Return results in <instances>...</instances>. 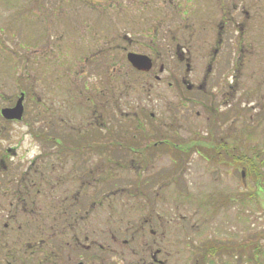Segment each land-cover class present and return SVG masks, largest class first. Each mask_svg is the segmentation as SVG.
Listing matches in <instances>:
<instances>
[{
  "label": "flooded vegetation",
  "instance_id": "af4514ba",
  "mask_svg": "<svg viewBox=\"0 0 264 264\" xmlns=\"http://www.w3.org/2000/svg\"><path fill=\"white\" fill-rule=\"evenodd\" d=\"M163 3L161 0H114L111 5L106 0L102 5L123 8L126 12L120 13L122 18L130 12H152L156 17L153 12H158ZM201 3L197 7V0H186L191 8L182 13L186 22L196 20L202 26L185 36L190 39L193 34L198 35L195 40L201 46L195 56L200 58L197 69L178 44L172 53L171 46L161 44L164 38L156 44V32L166 26L155 22L147 28V44L118 34L111 46L90 54L87 46H78L77 55L84 59L77 61L83 59V66L91 76L102 75L109 61L111 69L100 78V86L82 83L88 94L63 106L68 116L63 129L55 103L49 108L45 101L35 98L31 91L28 93L27 76L19 77L20 83H14L17 90L13 92L12 75L6 69L11 57L3 52L0 61L3 64L0 65V264H187L184 226L171 229L172 222H182L181 218L172 219L171 214L147 215L138 219L131 231L93 229L91 207L101 205L102 200L93 201L89 189L91 179L102 184L107 179L106 176L102 179V175L132 169L139 173L148 166L154 167V163L157 173L168 172L171 166L164 169L165 164L176 162L178 157L182 165L179 168L183 170L190 163L181 158L184 155L198 154L207 160L208 166L217 168L222 164L229 171L237 167L241 156L249 157V150L235 145V138L247 142L246 136L251 132L249 121H252L251 117L245 118L250 94L240 89V79L245 73L264 78V69H261L264 10L255 5L259 16L252 22L251 5L243 0H239V5L235 0ZM6 10L0 6V32L7 31L2 41L10 44L9 19L3 16ZM197 12L204 13V16L198 14L201 21L197 20ZM212 17L213 24L207 21L203 25L202 20ZM128 21L121 19L111 30L136 24ZM207 26L209 30L205 29ZM104 33L95 35L93 46L110 42L103 37ZM261 46L262 51L258 52ZM96 54L101 60L90 64L88 59ZM131 56L146 58L150 69L134 67L128 60ZM163 58V63L156 65ZM167 58L180 67L173 66ZM54 61L59 65V59ZM72 64L71 59L69 70ZM248 64L249 68L258 64V70L248 69ZM82 75L86 76L85 72ZM72 77L75 83L78 77L68 76ZM259 86L264 88L263 80ZM165 91L173 98L167 104ZM65 92L68 99L75 94L71 86ZM18 100H22L21 118H5L3 111L13 109ZM157 101L164 102V107H158ZM122 105L133 109L123 114ZM84 108L88 119L83 118ZM76 112L82 119L73 128L70 115L74 117ZM193 116L198 119L197 125L192 122ZM18 125H25L27 133L16 136L14 128ZM261 144V149H254L251 155L264 152V134ZM92 155L99 160L96 165L90 164ZM240 169L245 173L243 167ZM94 175H99V179L93 178ZM225 247L231 250L237 246L229 243L223 244L222 248ZM173 254L180 256L172 263Z\"/></svg>",
  "mask_w": 264,
  "mask_h": 264
},
{
  "label": "rangeland",
  "instance_id": "374dc122",
  "mask_svg": "<svg viewBox=\"0 0 264 264\" xmlns=\"http://www.w3.org/2000/svg\"><path fill=\"white\" fill-rule=\"evenodd\" d=\"M105 1L0 0V6L7 8L3 16L6 15L5 18L9 19L8 31L12 38L10 44H4L2 40L5 33L7 35V31L0 32V61L3 60V52L11 57L6 69L12 75L13 92L17 90L14 83L17 85L20 83L19 77L27 76L28 93L31 91L35 98L45 101V105L49 108H52V103H55L53 106L59 111L57 117L61 129L68 123L67 109L63 106H66L69 101L82 99L88 94L81 84L100 86V78L111 69L109 61V67L102 75L91 76L87 68L83 66L84 58L77 55L80 52L78 46H87V53L90 54L101 47L111 46L112 39L118 37V34L126 35L133 42L147 44L149 41L147 28L155 22L160 23L159 26H166L156 32V44L159 43V39L164 38L165 42L161 44L164 47L171 46V53L175 44H178L184 51V56L193 60L191 64L194 63L195 68H198L200 58H195L201 46L195 40L198 35L193 34L190 39H185V36L192 30L199 31L202 26L196 24V20L186 22L183 18L182 13L191 8L186 4V0H171V4L170 0H161L165 3L159 7L158 12H153L158 15L156 17L152 16V12L139 14L130 12L125 13L123 18L120 13L126 10L102 5ZM108 1L113 5L114 0ZM202 1L197 0V7L202 4ZM235 1L239 5V0ZM243 1L247 3L246 5H251L252 22H256L259 11L255 5L262 6L264 10V0ZM201 13L202 15L197 12L198 21H201L199 19L204 16V13ZM121 19L124 22L129 20V24H136L131 28L122 25L118 31L111 30L115 24H120L116 22H121ZM213 20V17L202 20L205 22L203 25H206L207 21L213 24ZM187 24L190 25L189 28L186 27ZM205 29L209 30V26ZM103 33V37H107L110 42L100 47L93 46L92 39H97L95 35ZM261 51L262 46L258 49V52ZM80 58L83 59L78 62L77 59ZM54 59H59V65ZM71 59L73 64L69 70ZM88 60L90 64H93L100 61L101 56L96 54ZM163 60L164 58L156 62V65L163 63ZM168 60L173 66L180 67L173 60ZM121 63L124 67V62L121 61ZM247 68L258 70V64L251 65L250 68L248 64ZM261 69H264V65ZM83 72L86 76L82 75ZM69 75L77 76V81L73 83V77L68 78ZM261 80L264 82V78L252 73L251 75L245 73L240 79V89L247 90L250 94V101L245 107V118L248 120L251 117L252 121H249L251 132L246 136L247 142L244 143V139L235 138V145L238 149L249 150V156H252L251 152L254 149H261L264 134V118H261L264 117V107H262V104L264 106L262 98L264 88L260 89ZM68 86L73 87L75 91L69 99L65 92ZM165 95L167 97L165 104H167L168 100L173 98L168 91H165ZM146 102H142V105H147ZM156 103L161 108L165 105L161 101ZM131 106L135 107L133 104ZM237 107L240 108L238 105ZM132 109L122 105L120 111L126 114ZM145 109L148 110V106ZM223 109L224 107L221 106L220 110ZM83 114L85 115L83 118H89L85 108ZM243 117L241 115V119ZM79 118L82 119L79 112H76L74 117L70 115V126L77 128ZM192 122L197 125L198 119L193 116ZM26 129L25 125H18L14 128V134L24 135L27 133ZM259 156L264 161V152ZM181 158L190 161L183 170L179 168L181 159L178 157L176 162L171 161V164L167 161L164 169L170 165L168 172L157 173V166L154 163V167L148 166V169L145 168L139 173L132 169L123 173L102 175V179L105 176L107 178L106 181L100 182L102 184L97 183L100 180L91 179L89 189L91 198L93 201L102 200L101 205L91 207L92 228L131 231L132 225L144 216L171 214L172 219L183 220L172 222L174 227L171 229L175 230L179 229L180 225L184 226L183 230L187 236V248L184 253L187 264H264V162L261 171L262 179L256 183L252 179L254 174L250 176L241 173V166L237 165L234 170L229 171L222 164L217 168L208 166L207 160L198 154L184 155ZM98 161L93 155L90 157L91 165H96ZM256 161L259 162V160ZM93 178L99 179V175H94ZM110 181L113 183L110 184ZM76 185L78 190V184ZM101 195H103L102 198H100ZM106 195H108L107 198L104 197ZM160 201L166 204L158 203ZM229 243L237 247L231 250H227V247L222 248L223 244L226 246ZM127 250L130 251L131 247ZM179 256L173 254L172 263Z\"/></svg>",
  "mask_w": 264,
  "mask_h": 264
},
{
  "label": "trees",
  "instance_id": "16d2710c",
  "mask_svg": "<svg viewBox=\"0 0 264 264\" xmlns=\"http://www.w3.org/2000/svg\"><path fill=\"white\" fill-rule=\"evenodd\" d=\"M259 157H260L259 154H255L249 157L241 156L239 159H237V165L243 167L246 174H249L250 176L251 174H254L252 179L256 183H258L262 179L261 171L263 169V162H264L263 159H260ZM256 160H259L260 163L257 162Z\"/></svg>",
  "mask_w": 264,
  "mask_h": 264
},
{
  "label": "water",
  "instance_id": "95a60500",
  "mask_svg": "<svg viewBox=\"0 0 264 264\" xmlns=\"http://www.w3.org/2000/svg\"><path fill=\"white\" fill-rule=\"evenodd\" d=\"M129 62L137 68L144 67L143 70H149L150 65L147 62V59L141 56H131L129 59ZM22 100H18L16 106L11 110L3 111V114L5 118L7 119H20L21 118V112H22Z\"/></svg>",
  "mask_w": 264,
  "mask_h": 264
}]
</instances>
